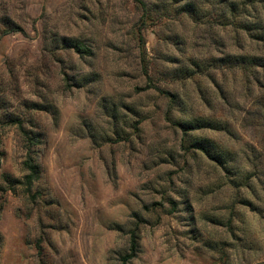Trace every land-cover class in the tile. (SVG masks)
Returning <instances> with one entry per match:
<instances>
[{
    "label": "rangeland",
    "instance_id": "1",
    "mask_svg": "<svg viewBox=\"0 0 264 264\" xmlns=\"http://www.w3.org/2000/svg\"><path fill=\"white\" fill-rule=\"evenodd\" d=\"M0 264H264V0H0Z\"/></svg>",
    "mask_w": 264,
    "mask_h": 264
},
{
    "label": "trees",
    "instance_id": "2",
    "mask_svg": "<svg viewBox=\"0 0 264 264\" xmlns=\"http://www.w3.org/2000/svg\"><path fill=\"white\" fill-rule=\"evenodd\" d=\"M27 168L31 171V174L28 176V182L31 184L35 177H37L38 172L37 169L30 163H27Z\"/></svg>",
    "mask_w": 264,
    "mask_h": 264
}]
</instances>
